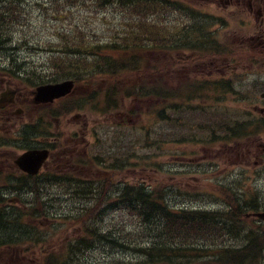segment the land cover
<instances>
[{"label":"trees","instance_id":"1","mask_svg":"<svg viewBox=\"0 0 264 264\" xmlns=\"http://www.w3.org/2000/svg\"><path fill=\"white\" fill-rule=\"evenodd\" d=\"M79 3L96 9L117 6L123 16V20H119L120 27L101 38L80 20V24L59 33L56 41L39 47L38 50L49 54L48 62L29 72L14 63L7 64V68L1 66L2 71L28 78L32 86L74 80L78 88L81 85L89 88L78 90L82 95L75 106L64 105L61 111L50 114L51 117H59L69 109L76 112L86 107L107 115L119 111L129 117L148 114L158 125L157 128L156 125L142 127L147 135L144 143L153 141L152 135L158 130L164 137L158 139L160 145L169 140L175 143L197 141L210 148L218 143L230 146L253 138L255 129L256 132L264 131V118L254 120L248 112L227 110L229 99L226 97L236 93L234 82L238 77L218 82L199 78L187 83L186 87L174 84V89L168 88L166 81L157 85L156 74L165 71L168 62L175 67L179 58H188L189 55H182L185 52L195 61L225 55L209 31L214 23L211 16L183 0H50L55 16ZM13 5L7 9L16 11L19 8L16 2ZM173 14L179 16L178 20L171 19ZM5 26H0V47L4 52L9 48L6 47L8 41L3 39L10 36V28ZM95 87L98 89L91 90ZM150 122L155 124L154 120ZM29 132L33 138L50 134L49 129L41 127L40 121ZM123 143L122 140L118 143L120 152L129 151ZM132 156L130 152L117 156V165L111 171L123 173L126 170L127 173ZM147 156L142 158L145 160ZM21 181L17 184H23ZM8 182L14 185L12 180H5L6 184ZM121 184L114 193L112 187H104L101 181L91 189H73L78 198L93 196L96 201L92 208L87 206L70 217L77 225L88 221L83 228L88 235L74 240L58 253L42 255V264H81L80 255L99 244L133 249L142 258L137 264H264V224L247 217L251 210H264L259 200H246L221 185L218 188H223L220 190L225 199L226 195L231 199L225 202L224 209H187L173 207L167 201L168 191L163 188L157 190L137 180ZM29 187L19 190L34 194L31 203L35 201V207L40 206L41 188ZM3 190L7 189L0 186V250L36 244L33 241L41 239L36 231L39 226L29 224V218H37L34 211L42 210L31 205V211L16 212L17 204L6 203V199H11L1 193ZM102 202V209L127 210L137 231L112 237L106 230L99 229L101 213L92 211Z\"/></svg>","mask_w":264,"mask_h":264},{"label":"rangeland","instance_id":"2","mask_svg":"<svg viewBox=\"0 0 264 264\" xmlns=\"http://www.w3.org/2000/svg\"><path fill=\"white\" fill-rule=\"evenodd\" d=\"M183 1L205 10L219 12L218 7L210 5L209 0ZM43 3L47 5V8L43 7ZM80 5L79 3L64 9L55 16L52 13L54 8L50 6V0H29L27 25L13 27L11 33L13 41L8 43L6 47L9 50L4 52L7 62L18 64L26 68L28 72L31 68L48 62L49 54L46 51L38 50L39 47L50 41H56L59 33L80 24V20L84 21L85 25L93 29L101 38L109 36L110 33L113 34L115 29L120 27L119 20H123V16L117 6L96 9L92 6ZM178 18L177 14L171 15L173 20H178ZM217 18L222 19L221 17ZM233 25H235L234 22L231 23V26ZM227 33L228 31L223 32L219 38V45L225 51V55L195 61L191 60L190 53L185 52L182 55H189L188 58H179L175 67L171 66V62H168L166 70L158 73L165 75L162 79L168 80L167 84L175 83L181 87H186V84L194 79H210L209 81L218 82L220 79L231 80L233 75H239L242 85L234 86L236 93L226 97L229 99L227 110L235 109L248 112L252 119L257 120L259 119L257 105L264 107V100L261 98L264 89L257 92L260 82L264 83L263 80H258L264 77V60L258 61L256 65L250 63L248 55L243 53V49L250 48V44H242L238 39L235 41ZM233 53L235 55L231 56ZM169 58L171 59V57ZM27 90L30 92L32 88L28 86ZM82 90L87 91L89 88L81 85L80 91ZM91 90L95 89L91 88ZM81 95L82 92L78 91L72 97L69 96V99H62L51 105L52 108L47 110L56 112L61 111L64 105L73 107ZM223 103L225 104V99ZM25 109L24 115L29 118L31 123H35L36 120L33 118L38 115L39 111L34 109L32 104L26 105ZM150 119L154 120L155 124L150 122ZM56 120V124H49L51 139L57 138L61 142L57 146L62 147L56 148V151L75 145L83 154L79 163L76 162L77 165L79 164L76 169L81 173L76 176L95 181L97 177L104 176L105 170L111 171L115 168L117 156H126L130 152L133 154L130 158L131 167L127 173L126 170L124 172L128 179L123 181V175L121 181L129 183L137 180L140 183L152 185L151 187L157 190L163 188L168 191L167 201L173 207L182 206V208L197 210L224 209L225 202L231 199L227 195L225 199V195L220 190L223 188H218L221 185H224L231 193H239L246 200L255 198L264 205V131L256 132L255 129L253 131L255 136L250 140L234 142L230 146L218 143L210 148L197 141L175 143L168 140L161 142L160 145V142L157 141L164 137L159 135L158 130L152 135L153 141H147L145 144L144 140L147 135L142 127L156 125L157 128L158 125L157 120L148 114L129 117L119 111L107 115L99 111H90L86 107L78 109L76 112L69 109L60 114ZM7 128L9 132L11 128ZM81 131L87 133V140L83 147L76 145V138L72 143H68L75 133L79 132L77 137L80 138ZM10 135L12 132L0 136L6 138ZM120 140L128 146L129 151L120 152L118 146ZM19 146L20 142L15 146L0 148V172L11 170L14 159L23 153L22 149H18ZM100 155H102V161ZM143 155L149 156L144 160ZM256 161L258 165L255 164ZM62 162H67L69 166L72 165L69 157L64 158ZM124 163H126L125 158ZM136 168L137 170H135ZM116 172L111 171L115 174ZM13 175L21 177L17 172ZM3 184L5 183L0 181V186ZM14 187L17 186L14 185ZM70 189L72 188L47 187L42 189L41 196L44 205L43 207L36 206V209L42 210V212L38 213L36 210L34 212L38 214V217L30 216L29 218V224L39 226L36 231L40 234L41 239L33 241L36 244L27 243L19 247L1 249L0 264H42L44 259L42 255L57 253L74 240L88 235L82 230L88 221L77 225L72 223L70 217L75 216L82 208L96 204V201L91 197L87 199L74 198L76 195L70 194ZM74 189L77 190L79 187ZM15 190L13 193H5L12 200L19 202L15 210L18 212L26 209V205L30 203L33 196L25 192L17 194L14 193ZM104 191L107 195V191ZM103 205V202L95 205L96 208L92 211V213L96 211L101 213L100 216H96H99V229L106 230L112 237H118L119 234L125 236L127 232L135 233L137 231V225L134 219L128 215L127 210L102 209ZM100 209L102 210L100 211ZM131 236L135 237V235ZM129 240L131 241L130 238ZM141 260V255L133 249L111 248L107 244L104 246L99 244L98 247L87 249L80 255L81 264H137Z\"/></svg>","mask_w":264,"mask_h":264},{"label":"flooded vegetation","instance_id":"3","mask_svg":"<svg viewBox=\"0 0 264 264\" xmlns=\"http://www.w3.org/2000/svg\"><path fill=\"white\" fill-rule=\"evenodd\" d=\"M11 1H15L18 4V10L10 11L7 9V5ZM24 3L25 0H0V26L20 25L23 22L22 17L24 16L20 6ZM209 3L210 5L217 6L219 12L215 13L211 10H205L191 4L189 5L207 13L209 16H215L216 18L221 17L226 20L222 21V24L214 22L210 26L209 31L213 34L214 39L219 42L222 33L228 31L227 34L235 41L238 39L242 44H250V48L243 49V53L248 55L250 63L256 65L258 61L264 60V0H209ZM232 22H234L235 25L231 26ZM3 41L9 42L11 41V37H7L3 39ZM233 55H235V53L231 56ZM5 64L6 56L4 50L0 47V67ZM20 80H25V78L19 76L17 79L10 73L0 71V135L12 132V135L0 140V146H15V143L21 140L28 148L36 146V148L50 149V159L45 165V170L41 175V179L38 180L45 186L53 184L63 185L65 182H67L69 186H80L92 183L94 180L90 178L87 179L86 183L82 178L76 176V174H81L80 170L76 169L79 167V164L77 165L76 162L79 160V156H83V154L76 148L74 143V146L71 148H64L56 151L54 146L61 143L57 138L51 139L48 137H41L39 139L31 136V132H29L31 125L40 121L42 128L49 129V124H56L57 118H40L39 116H35L33 118V120H36L35 123L29 121V118L24 115L25 106L33 102V97L30 92H25V88L17 87L21 84H27L22 83ZM12 91H17V94L14 101L10 102L13 97L11 94ZM262 99L264 100V98ZM34 109L40 110L42 109V105L34 104ZM7 127L11 128L9 132L7 131ZM49 133L51 134V132ZM78 134L79 132L75 133L68 143H72L73 139L76 138V145L83 147L84 142L87 140V133L81 131L80 138L77 137ZM0 138H2V136H0ZM68 157L71 161V166L67 165V162H62L64 158L67 159ZM13 169L14 171H19L15 165ZM7 172L10 171L8 170L6 173ZM19 172L21 173V177L27 178L25 173ZM122 180H126L125 176ZM120 182L121 179H114L113 184L114 186H121L122 184Z\"/></svg>","mask_w":264,"mask_h":264},{"label":"water","instance_id":"4","mask_svg":"<svg viewBox=\"0 0 264 264\" xmlns=\"http://www.w3.org/2000/svg\"><path fill=\"white\" fill-rule=\"evenodd\" d=\"M73 89V81H65L56 85H42L37 89L35 100L38 103L53 102L56 99L72 93ZM47 158L48 151H29L24 156H22L21 159L18 160L17 164L25 171L36 173ZM258 217L264 219V213L258 214Z\"/></svg>","mask_w":264,"mask_h":264},{"label":"bare ground","instance_id":"5","mask_svg":"<svg viewBox=\"0 0 264 264\" xmlns=\"http://www.w3.org/2000/svg\"><path fill=\"white\" fill-rule=\"evenodd\" d=\"M109 7H112V6H109ZM109 7H107V8H109ZM103 9H105V8H103Z\"/></svg>","mask_w":264,"mask_h":264}]
</instances>
